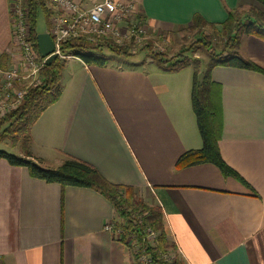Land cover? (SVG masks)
Listing matches in <instances>:
<instances>
[{
    "label": "crops",
    "instance_id": "0c3cea01",
    "mask_svg": "<svg viewBox=\"0 0 264 264\" xmlns=\"http://www.w3.org/2000/svg\"><path fill=\"white\" fill-rule=\"evenodd\" d=\"M134 1L146 31L170 44L193 16L219 24L249 0ZM238 51L264 70L263 39L242 36ZM113 57L104 65L65 59L74 63L61 74L59 97L30 127V159L55 167L75 157L157 203L185 264H264V75L210 70L218 150L246 186L212 163L175 167L182 153L202 145L190 67L166 69L149 55L130 64ZM18 59L10 0H0V83ZM109 223L117 227L115 210L94 189L45 182L0 159V264H131L128 245L105 229Z\"/></svg>",
    "mask_w": 264,
    "mask_h": 264
},
{
    "label": "trees",
    "instance_id": "16d2710c",
    "mask_svg": "<svg viewBox=\"0 0 264 264\" xmlns=\"http://www.w3.org/2000/svg\"><path fill=\"white\" fill-rule=\"evenodd\" d=\"M257 1L264 5V0ZM20 2L26 10L33 47L37 51V33L34 31L37 11L39 9L44 11L48 26L51 10L44 0H20ZM206 27L210 28L209 33L204 31ZM181 29L192 31L194 40L190 38L187 41L188 36L182 38V42H185L180 45L178 55L166 58L160 53L153 54L150 52V44L139 49H148L149 56L166 69L193 65L190 102L202 145L199 149L182 153L175 167L212 163L218 167L223 176H233L247 186L223 161L218 150L220 119L213 98L217 94V85L210 78V70L216 65H222L249 69L264 75L262 68L243 58L238 51L242 36L253 35L264 40V13L258 9L248 12H239L238 9H234L229 11L227 18L219 24L208 23L195 15L191 22ZM103 49L119 57L134 54L130 52L128 46H117L105 39L96 43H88L83 39L73 38L60 44L62 54L76 56L86 64L104 65V56L98 54ZM199 49L204 51L207 57L205 71L200 80L197 76L198 58L190 61L187 56H183L186 52L195 55V51ZM51 63L44 64L41 68V84L29 87L20 105L0 118V139L11 137L14 142L20 139V148L23 152V155H15L0 150V159H5L12 166L26 167L32 177L45 182L58 183L62 187L75 186L94 189L109 200L116 215L123 218L124 222L121 226L116 223L117 227L122 230L120 239L125 242L124 238L132 235L138 246V254H144L150 258L146 264H185L178 253L175 260L170 262L162 258V255L176 250V246L166 234L162 209L157 203L148 204L141 198H137L135 191L129 186L108 182L91 164L75 157L66 156L55 167L41 166L30 159L31 154L27 150L30 141V127L42 111L57 100L61 92V67L58 65L53 69L50 66ZM148 229L155 233L154 238L146 239Z\"/></svg>",
    "mask_w": 264,
    "mask_h": 264
},
{
    "label": "built area",
    "instance_id": "2783aa9c",
    "mask_svg": "<svg viewBox=\"0 0 264 264\" xmlns=\"http://www.w3.org/2000/svg\"><path fill=\"white\" fill-rule=\"evenodd\" d=\"M52 8L48 18L47 32L52 38L54 52L58 57L69 58L60 52V44L73 38L83 39L88 43L109 40L117 46H128L131 53L154 43L152 52L161 53L160 45L166 46L162 33L150 35L138 20L137 5L134 0H46ZM13 44L18 52V61L2 72L0 83V118L16 109L31 86L41 84V68L44 58H40L33 47L30 25L26 10L20 0H10ZM156 44V45H155ZM105 229L121 238L120 227L109 223ZM146 239H152L155 233L150 229ZM128 237H133L129 235ZM127 244V239L124 240ZM135 242V241H134ZM131 264H146L150 258L138 254V246L130 244ZM177 251L162 255L170 262L175 260Z\"/></svg>",
    "mask_w": 264,
    "mask_h": 264
},
{
    "label": "rangeland",
    "instance_id": "374dc122",
    "mask_svg": "<svg viewBox=\"0 0 264 264\" xmlns=\"http://www.w3.org/2000/svg\"><path fill=\"white\" fill-rule=\"evenodd\" d=\"M45 1V4L48 6V7H51V5L46 1ZM253 9H258V10H261L263 13H264V5L261 4L259 1L257 0H249L248 2L246 3H242L239 7H238V11L239 12H248L250 10H253ZM47 29V21H46V16H45V13L43 10H38L37 11V15H36V20H35V25H34V31L38 34L40 32H43ZM204 31L208 32L210 31V28L209 27H206L204 29ZM192 31H187V29H183L181 31V35H177L171 42L170 44H166V46L160 44V43H157V45H160L161 49H163L161 51L160 54L164 55L165 57H168V56H175V55H178L179 52H180V45L184 42H182V38H186L188 36V40L191 38L192 39ZM194 40V39H192ZM150 46V52L154 54V52H152V48H154L152 42L149 43ZM155 44V45H156ZM99 55H103L104 56V59L106 60V62L108 63H114L116 61V59L113 57L115 54L110 52L109 50L107 49H103L102 51H100L98 53ZM156 54V53H155ZM147 55H149V52H148V49H142V50H137L136 53H134L133 55H129V56H126V57H122L124 58L128 64L132 63V62H139V61H142L143 58H145ZM151 55V54H150ZM117 56V55H115ZM183 56H187L189 58L190 61H192L194 58H198V61H199V64H198V73H197V76H198V79L200 80L204 74V71H205V63H206V54L204 53V51H202L201 49L199 50H196L195 51V55H191V53L189 52H186V53H183ZM119 57V56H118ZM66 58L62 59L61 57H56L54 58L51 62V68H56L58 65H60L61 67V74H66V72L68 71V66H71L74 62H65ZM71 64V65H70ZM90 64V63H89ZM188 67L191 68L192 72H193V65L192 64H189V65H186ZM21 147V142H20V139L17 141H12L11 137L9 138H6V139H0V150H3V151H6L8 153H12V154H15V155H19L20 153V148ZM137 198H139L137 196ZM144 199V198H143ZM142 199V200H143ZM116 221H117V224L118 225H122L124 220L122 217H120L119 215H116ZM121 229V228H120ZM120 234L122 235V230L120 232ZM125 240L127 239V245L130 247V244L132 243H135V238H131V237H128L126 236L124 238ZM136 244V243H135ZM130 249V248H129ZM130 252H131V249H130ZM132 253V252H131Z\"/></svg>",
    "mask_w": 264,
    "mask_h": 264
},
{
    "label": "water",
    "instance_id": "95a60500",
    "mask_svg": "<svg viewBox=\"0 0 264 264\" xmlns=\"http://www.w3.org/2000/svg\"><path fill=\"white\" fill-rule=\"evenodd\" d=\"M37 53L40 58H44V64L49 63L57 57L51 36L48 32H40L36 35Z\"/></svg>",
    "mask_w": 264,
    "mask_h": 264
}]
</instances>
